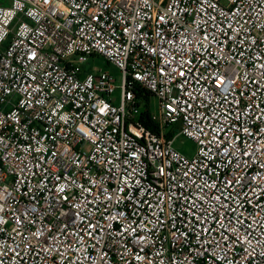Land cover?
<instances>
[{
	"label": "built area",
	"instance_id": "1",
	"mask_svg": "<svg viewBox=\"0 0 264 264\" xmlns=\"http://www.w3.org/2000/svg\"><path fill=\"white\" fill-rule=\"evenodd\" d=\"M3 1L0 264H264V0Z\"/></svg>",
	"mask_w": 264,
	"mask_h": 264
},
{
	"label": "rangeland",
	"instance_id": "2",
	"mask_svg": "<svg viewBox=\"0 0 264 264\" xmlns=\"http://www.w3.org/2000/svg\"><path fill=\"white\" fill-rule=\"evenodd\" d=\"M3 0H0V3H3ZM85 68L88 69L89 71L92 72H98L100 69L103 70H108L112 73V75L115 78V83L117 85V90L114 92V97L115 99H117V101H119L120 99V92H121V85L123 82V74L122 71L117 68L115 65L108 63V61L102 57V56H93L91 57L88 62L85 64ZM152 102V109L153 110H157V104L158 101L155 97H153L151 99ZM166 132H171L174 136V146L181 152H183L184 154H186L189 157H192L196 154L197 151V143L184 136L183 134H178V132L180 131V126L179 125H175L173 127H167L165 129ZM178 134V135H177Z\"/></svg>",
	"mask_w": 264,
	"mask_h": 264
},
{
	"label": "trees",
	"instance_id": "3",
	"mask_svg": "<svg viewBox=\"0 0 264 264\" xmlns=\"http://www.w3.org/2000/svg\"><path fill=\"white\" fill-rule=\"evenodd\" d=\"M144 97V102L146 103L145 104V110L142 112V116H141V119L143 121V123L150 129L154 130V131H157L158 130V126L157 124H155L152 120H151V116H150V113H151V110L152 107L150 106L149 104V98L145 95L143 96ZM172 133L170 132L168 134V137H172Z\"/></svg>",
	"mask_w": 264,
	"mask_h": 264
}]
</instances>
